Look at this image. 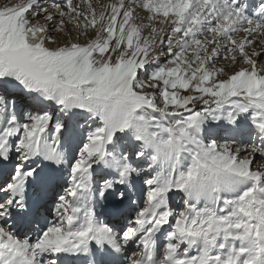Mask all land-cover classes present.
<instances>
[{"label":"snow or ice","instance_id":"6c2138e0","mask_svg":"<svg viewBox=\"0 0 264 264\" xmlns=\"http://www.w3.org/2000/svg\"><path fill=\"white\" fill-rule=\"evenodd\" d=\"M0 264H264V0L0 3Z\"/></svg>","mask_w":264,"mask_h":264},{"label":"rangeland","instance_id":"374dc122","mask_svg":"<svg viewBox=\"0 0 264 264\" xmlns=\"http://www.w3.org/2000/svg\"><path fill=\"white\" fill-rule=\"evenodd\" d=\"M8 3L9 5L17 3V0H0V3ZM245 142H247V137L244 138ZM251 146V145H250Z\"/></svg>","mask_w":264,"mask_h":264},{"label":"bare ground","instance_id":"6f19581e","mask_svg":"<svg viewBox=\"0 0 264 264\" xmlns=\"http://www.w3.org/2000/svg\"><path fill=\"white\" fill-rule=\"evenodd\" d=\"M246 138V137H245ZM257 159H259V157H257Z\"/></svg>","mask_w":264,"mask_h":264}]
</instances>
